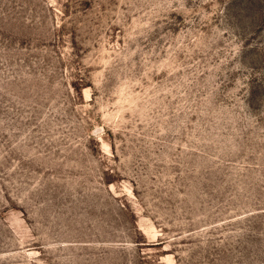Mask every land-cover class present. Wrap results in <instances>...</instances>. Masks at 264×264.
Wrapping results in <instances>:
<instances>
[{"label":"rangeland","instance_id":"1","mask_svg":"<svg viewBox=\"0 0 264 264\" xmlns=\"http://www.w3.org/2000/svg\"><path fill=\"white\" fill-rule=\"evenodd\" d=\"M0 264H264V0H0Z\"/></svg>","mask_w":264,"mask_h":264}]
</instances>
